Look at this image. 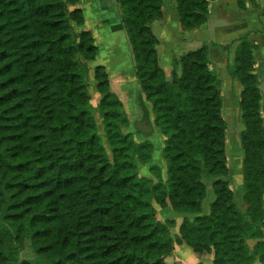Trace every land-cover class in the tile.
<instances>
[{
	"label": "trees",
	"instance_id": "trees-1",
	"mask_svg": "<svg viewBox=\"0 0 264 264\" xmlns=\"http://www.w3.org/2000/svg\"><path fill=\"white\" fill-rule=\"evenodd\" d=\"M76 1L0 0V264H167L175 241L212 252L213 264H264V121L253 43L239 38L227 66L241 85L242 211L228 181L220 79L208 60L214 43L173 58L167 79L151 28L163 0H117L136 79L166 137L165 190L138 176L133 152L147 162L152 145L122 132L127 117L101 65L93 68L98 130L79 60H93L96 46L89 31L73 29L83 23L81 10L68 7ZM208 4L176 0L181 28L205 24ZM203 174L214 194L206 214ZM152 198L195 214L175 241ZM25 238L34 260H19ZM246 239L256 240L252 249Z\"/></svg>",
	"mask_w": 264,
	"mask_h": 264
},
{
	"label": "crops",
	"instance_id": "crops-1",
	"mask_svg": "<svg viewBox=\"0 0 264 264\" xmlns=\"http://www.w3.org/2000/svg\"><path fill=\"white\" fill-rule=\"evenodd\" d=\"M69 9L79 8L83 15V23L75 25L77 30L89 31L96 46V55L89 60L90 72L96 65L105 68L109 78L110 90L119 98L123 109L127 111L131 123L150 124V132L141 133L142 140L153 142L162 148L164 138L153 124L154 114L151 102L145 97L136 79L134 58L122 23L121 10L117 0H77L68 5ZM161 18L151 24L153 33L158 39V63L166 77L173 69V58L195 50L202 44L214 43L209 46L208 60L210 68L213 62L226 57L222 46L241 37H246L254 47V69L259 76L260 87L264 84V0H209L208 18L200 27L183 30L176 11V0H163ZM155 30V31H154ZM218 58V59H217ZM215 64V63H214ZM89 72V74H91ZM97 100L98 96H94ZM147 129L146 125H140ZM203 174V180H209ZM207 182V181H206ZM211 182V179L210 181ZM211 189L210 183L206 188ZM208 189V188H207ZM212 195H210L211 197ZM207 195L205 196V198ZM201 202V214L207 213L211 198ZM206 200V203H204ZM155 215L159 221L173 218L175 226L170 228L173 237L178 235V227L185 217L195 214L177 212L167 201L164 206L153 203ZM167 264H213V253L198 254L186 244L174 243L173 250L165 257Z\"/></svg>",
	"mask_w": 264,
	"mask_h": 264
},
{
	"label": "rangeland",
	"instance_id": "rangeland-1",
	"mask_svg": "<svg viewBox=\"0 0 264 264\" xmlns=\"http://www.w3.org/2000/svg\"><path fill=\"white\" fill-rule=\"evenodd\" d=\"M73 29L77 32L80 31L75 28V25H73ZM236 44L234 41H232L229 44L222 46V48L226 51V57L219 58V60H217L216 62H213L212 66L218 78L220 79V90L222 93V115H223V118L226 124V155H227V164L229 168L228 181L234 193V201L239 206V208L243 211L246 208V205L244 204L242 200L243 186H242L241 172H242L243 150H242L241 143H240V133H241V130L243 129V123H242L241 111L239 107V94L241 91V85L239 84L237 80L232 79L228 75V72H227V66L229 64H232L233 62V54H234ZM254 47H255V44H253L252 52H254ZM175 59H178V58H175ZM79 60H81V62L86 66V69H87L86 75H85L86 88L90 96V103L93 107V114L98 124V130L100 133H102L103 132L102 123H101L102 119L98 111V102L100 99V95L98 94L96 90V81L94 79L93 72L92 73L90 72V68L88 64L89 60H84L82 57H79ZM209 62L211 63V61ZM89 72L91 74H89ZM177 74L178 75L180 74L179 68L177 69ZM166 78L167 79L171 78V72L169 76ZM260 90L262 94V99H261V104H260L261 117L264 121V84H262V87H260ZM95 95L98 96L97 100H95L94 98ZM151 106H152V103H151ZM122 110L125 112V115L128 121L127 125L122 127V132L125 134L131 135L135 144L148 142L152 145L151 157L147 162H142L137 157L135 152H133V159H134V163L136 166V171H137L138 176L150 180L152 184L160 183L163 189L166 190L167 164H166V161L162 153V149L164 145L162 148H159V146L153 148V143L156 146L158 144L156 142V139H153L152 140L153 142L148 141V140H142L139 134L141 133L147 134L148 132H150V124H148L147 121L146 123H141V124H138V123L130 124L127 111L123 109V105H122ZM153 124L154 126L158 128L160 132L159 135H161L165 141L166 137L162 134L160 128L155 124V115L153 119ZM140 125H146L148 128L147 129L141 128ZM208 179L209 180L206 179L207 182L205 180H203V182H205V184L210 183L209 182L210 178ZM207 188H206L205 196L207 195L208 199L211 198V201H212L214 199L213 191L209 187ZM210 195L212 196L210 197ZM206 200L204 203H206ZM167 201L168 199L166 200V202ZM151 202L153 206V203H155L156 201L154 198H152ZM156 204L159 205L157 202ZM206 208L208 212L209 205ZM191 214L193 215L194 213H191ZM193 217L194 215L185 217V218L192 219ZM155 218L157 219L156 215H155ZM157 221L159 220L157 219ZM169 221H172V223L169 224ZM174 221L175 220L173 218H167L164 221H159V222H161L162 224H165L167 231H168V236L172 240L175 241L177 237H180V225L181 224L178 227V235L173 237L171 235L172 231L170 228H173L175 226ZM261 229L264 230V227L262 226ZM263 240H264V233H263ZM255 241H256L255 239H246V242L251 249L253 248ZM174 243H177V242L175 241ZM178 244H184V243H178ZM37 254L38 253L36 252L35 246L32 244L31 240L29 238H25L23 241V247L18 253L19 260H34L37 257Z\"/></svg>",
	"mask_w": 264,
	"mask_h": 264
}]
</instances>
